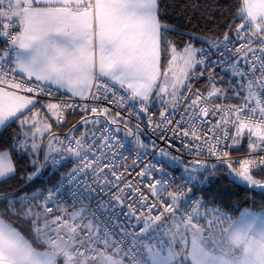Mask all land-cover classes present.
I'll use <instances>...</instances> for the list:
<instances>
[{
	"label": "snow or ice",
	"instance_id": "snow-or-ice-1",
	"mask_svg": "<svg viewBox=\"0 0 264 264\" xmlns=\"http://www.w3.org/2000/svg\"><path fill=\"white\" fill-rule=\"evenodd\" d=\"M204 11L180 47L160 0H0V184L60 173L0 190V264H264L204 188L264 194V0Z\"/></svg>",
	"mask_w": 264,
	"mask_h": 264
},
{
	"label": "trees",
	"instance_id": "trees-1",
	"mask_svg": "<svg viewBox=\"0 0 264 264\" xmlns=\"http://www.w3.org/2000/svg\"><path fill=\"white\" fill-rule=\"evenodd\" d=\"M160 2L165 22L174 29V32L170 34L172 39L183 47V43L193 32L201 35L206 29L214 27V24L207 22L205 8L227 4L234 12L239 0H160ZM77 119L78 116L70 118V122L74 123ZM60 131L63 132L64 129ZM26 174V172L23 173L24 176ZM59 175V172L52 173L50 169H47L33 181H25L22 179L21 172L18 171L14 180L9 181L7 185L0 184V190L32 192L36 189H45L56 182ZM204 188L205 191L215 195L222 204L227 205L233 215H238L239 211L245 207L259 210L264 205V194L260 190L250 189L242 183H232L227 176L210 178V182Z\"/></svg>",
	"mask_w": 264,
	"mask_h": 264
},
{
	"label": "built area",
	"instance_id": "built-area-1",
	"mask_svg": "<svg viewBox=\"0 0 264 264\" xmlns=\"http://www.w3.org/2000/svg\"><path fill=\"white\" fill-rule=\"evenodd\" d=\"M204 82H205V81L202 79L201 82H200V85L203 84ZM121 135H123V133H122ZM161 146H162V147H167V145L162 144V143H161ZM125 155H130V153L125 152ZM157 159H159V158H157ZM142 163H143V161H141V166H142ZM128 165H129V167L132 166V160H131V159L128 160ZM70 168H71V163H69V164H68L66 167H64V168H61L60 171H61V172H67ZM136 171H139V167L136 168ZM169 171H171L172 173H174L176 176H179V175H180V169H178V168L169 169ZM132 176L135 177V172H132ZM49 187H50V186H49ZM102 197H103V194H102V193L99 194V195H95V194H94V199H93V201H92L93 206H94V205L96 204V202L99 201Z\"/></svg>",
	"mask_w": 264,
	"mask_h": 264
},
{
	"label": "rangeland",
	"instance_id": "rangeland-1",
	"mask_svg": "<svg viewBox=\"0 0 264 264\" xmlns=\"http://www.w3.org/2000/svg\"><path fill=\"white\" fill-rule=\"evenodd\" d=\"M122 134V133H121Z\"/></svg>",
	"mask_w": 264,
	"mask_h": 264
}]
</instances>
